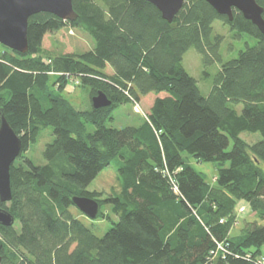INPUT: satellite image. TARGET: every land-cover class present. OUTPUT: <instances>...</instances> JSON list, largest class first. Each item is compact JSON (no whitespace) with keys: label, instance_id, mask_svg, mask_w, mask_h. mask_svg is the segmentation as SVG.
I'll use <instances>...</instances> for the list:
<instances>
[{"label":"trees","instance_id":"1","mask_svg":"<svg viewBox=\"0 0 264 264\" xmlns=\"http://www.w3.org/2000/svg\"><path fill=\"white\" fill-rule=\"evenodd\" d=\"M73 8L74 22L30 17L27 54L0 44V112L22 140L10 170L12 199L0 203L15 219L0 225L2 264H264V35L239 11L229 21L205 0H185L171 23L146 0H73ZM216 21L255 45L223 63ZM65 28L84 30L94 48L45 50V36ZM191 48L205 65L221 62L207 96L183 66ZM52 77L59 91L76 77L91 103L103 92L111 105L79 111L51 94ZM152 94L143 123L106 126L117 106ZM231 102L243 104L242 113ZM48 128L55 135L48 164L36 166L28 151ZM244 132L261 139L248 143ZM185 153L219 165L214 185ZM115 159L119 190H88ZM75 196L96 200L98 218L112 222L103 237L73 214ZM241 202L256 220H239Z\"/></svg>","mask_w":264,"mask_h":264},{"label":"rangeland","instance_id":"2","mask_svg":"<svg viewBox=\"0 0 264 264\" xmlns=\"http://www.w3.org/2000/svg\"><path fill=\"white\" fill-rule=\"evenodd\" d=\"M214 35H222L223 41L220 47V55L222 62L226 63L234 58H237L240 51L244 50L247 45L253 46L256 40L247 34H238L232 30L230 26L225 25L222 21H216L213 24ZM95 46V40L82 29L65 28L57 34H48L44 38L43 48L50 51L53 55L59 54H82L90 51ZM221 62H215L211 65H205L202 56L194 49L191 48L184 56L183 66L185 70L194 77L201 89L203 95H209L214 85L215 76L220 68ZM108 72L111 73L110 69ZM56 81V77L50 80V92L54 97H60L71 103L77 110L84 111L91 108L92 103L89 96V87L81 85L76 77H72L63 90L59 91L56 86L52 84ZM154 94L144 98V100L135 106L133 103H125L117 106L113 113L112 121L107 120L106 126L115 129H123L129 126H138L144 122V115L149 112V107L152 104ZM231 107L242 113L243 104L229 103ZM95 127L91 124L87 125V133H92ZM241 137L248 143H254L261 139L260 134L244 132ZM55 135L51 128L41 132L37 142L29 148L28 157L33 161L36 166H44L48 164L45 158V151L49 144L53 143ZM189 158V163L198 172L203 173L207 183L214 185L215 178L218 175L219 165L216 162H198L189 154L185 153ZM120 162L115 159L112 164L105 168L98 177L90 184L88 190L103 192L109 195L112 191L119 190V168ZM240 207H245V212L241 213L239 220L248 218L249 221L256 220L257 218L252 214L248 204L241 202ZM106 211V207L103 208ZM240 211V209H239ZM73 214L79 218L93 233L99 237H103L112 227V222L107 219L92 220L79 211L76 207L72 209ZM112 218L115 219V217ZM20 225L17 222L16 228ZM241 223L233 229V234L239 233ZM264 252V247H263Z\"/></svg>","mask_w":264,"mask_h":264},{"label":"water","instance_id":"3","mask_svg":"<svg viewBox=\"0 0 264 264\" xmlns=\"http://www.w3.org/2000/svg\"><path fill=\"white\" fill-rule=\"evenodd\" d=\"M154 5L162 18L171 23L182 10L185 0H146ZM220 15L234 19V10L251 21L264 35V8L257 0H205ZM39 13L52 14L64 22H74L77 14L73 0H0V44L10 50L27 54L29 52L28 21ZM95 109L109 107L111 100L103 92L92 99ZM0 203L12 199L11 167L22 153V140L0 112ZM73 203L88 218L95 220L100 214V205L91 198L75 196ZM14 217L0 208V225L10 227ZM0 264L2 258L0 256Z\"/></svg>","mask_w":264,"mask_h":264},{"label":"built area","instance_id":"4","mask_svg":"<svg viewBox=\"0 0 264 264\" xmlns=\"http://www.w3.org/2000/svg\"><path fill=\"white\" fill-rule=\"evenodd\" d=\"M137 107L139 108V105H137ZM239 212L244 213V212H245V207H241ZM241 213H240V214H241ZM219 249H220L221 251H224V247H222V246H219ZM262 261H263V260H262ZM262 261H259V263H260V264H263Z\"/></svg>","mask_w":264,"mask_h":264},{"label":"crops","instance_id":"5","mask_svg":"<svg viewBox=\"0 0 264 264\" xmlns=\"http://www.w3.org/2000/svg\"><path fill=\"white\" fill-rule=\"evenodd\" d=\"M108 69H110L111 73L108 72ZM108 69H107V72H108L109 74H113V70H112L111 68H108ZM147 97H148V96H147ZM145 98H146V97H145ZM143 100H144V98L142 99V101H143ZM142 101H141V102H142ZM151 107H152V104L150 105L149 109H151Z\"/></svg>","mask_w":264,"mask_h":264}]
</instances>
